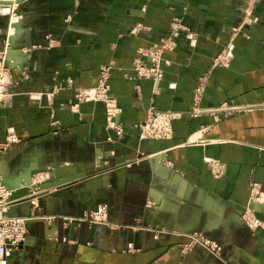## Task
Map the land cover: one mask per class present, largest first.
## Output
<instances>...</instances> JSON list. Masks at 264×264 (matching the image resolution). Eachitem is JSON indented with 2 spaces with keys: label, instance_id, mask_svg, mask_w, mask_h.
I'll list each match as a JSON object with an SVG mask.
<instances>
[{
  "label": "crops",
  "instance_id": "crops-1",
  "mask_svg": "<svg viewBox=\"0 0 264 264\" xmlns=\"http://www.w3.org/2000/svg\"><path fill=\"white\" fill-rule=\"evenodd\" d=\"M24 4L15 35L0 5V51L12 37L27 56L0 107V143L8 131L19 138L0 153V166L9 176L50 165L75 171L62 188L18 207L30 217L27 236L7 264H264V220L250 229L242 219L253 182L254 208L264 211V0ZM163 40L171 46L162 51V78L129 79L138 49ZM223 49L228 65L213 66ZM103 66L120 135L102 102L73 107L74 92L93 87ZM204 74L195 111L193 90ZM152 108L175 114L169 138L141 137L138 125ZM101 203L107 225L79 220ZM69 218L77 220L64 223ZM193 232L218 249L195 244L183 254Z\"/></svg>",
  "mask_w": 264,
  "mask_h": 264
},
{
  "label": "built area",
  "instance_id": "built-area-1",
  "mask_svg": "<svg viewBox=\"0 0 264 264\" xmlns=\"http://www.w3.org/2000/svg\"><path fill=\"white\" fill-rule=\"evenodd\" d=\"M169 44L167 42H163L162 45H159L157 49L151 48L149 55L144 52H141L142 56H145L149 59L150 63L144 65L143 61H136L135 71L139 75H150L154 81H159L163 74V70L161 69V49H167ZM5 53L6 50L0 51V88L4 96L6 94V86L10 79L11 71L14 68L18 67V63L16 60L11 62V65L14 67H6L5 66ZM227 56L229 53L225 51L223 54L218 55V59L215 60L216 65H221L228 61ZM147 64V63H146ZM10 73V74H9ZM108 69L102 68L101 74L99 75L96 86L93 88L80 89L75 92L74 98L78 102L87 101V100H102L105 105V119L108 127L112 128L116 135H120L122 129L118 124L115 123V118L119 114V107L117 106L115 100L108 93ZM204 91V86L202 83L197 86V90L195 93V98L193 99V106H195V111L198 110V104L201 93ZM0 95V104L4 102L3 98ZM175 118L174 113L170 112H157L153 109H150L148 112V116L143 123L139 126L141 130L142 138H150V139H166L171 136V123ZM54 125V121L51 122ZM110 140V138H108ZM19 141L18 136L12 132L8 131L5 140L0 143V153L4 152L11 144L17 143ZM156 154L151 155L150 158L153 160L156 159ZM160 163H165L166 160L160 159L158 160ZM170 164L169 162H166ZM159 164V163H158ZM208 167L210 169V173L217 177L222 174L221 165L215 161L209 159L207 161ZM158 166V165H157ZM160 167V166H159ZM165 172H171L170 170L164 169ZM42 174L44 173H36L31 178L32 182L29 185L28 193L24 196L11 199L12 193L17 191V188L10 189L9 185L15 183V179L7 178L0 166V264H7V260L12 254V252L18 248H20L27 236V228H26V217L15 215V211L11 209V206L15 203H18L22 199L33 196L30 202H33L34 198H37L35 195L42 192L43 190H38V188H34L33 185H37L40 181L43 180ZM21 176L17 178L20 187H23V182L21 181ZM250 200L246 209L242 214V219L247 227L250 229L257 228L262 225V221L264 220V211H258L254 208L257 203L255 202L257 199V195L259 192V184L256 182L251 183L250 186ZM35 196V197H34ZM262 213V218L257 216L256 213ZM9 213V214H8ZM64 223L67 221L77 220L76 218L65 219ZM80 221H85L89 224H99V225H107L108 224V207L106 204L101 203L98 204L95 208L86 210L83 213V216L79 218ZM189 241L183 245L182 253L185 254L191 250V248L195 244H201L210 248L211 251H215L218 249V246L215 242L210 241L208 238L200 235L199 233L193 232L188 235ZM130 249V245H128Z\"/></svg>",
  "mask_w": 264,
  "mask_h": 264
},
{
  "label": "water",
  "instance_id": "water-1",
  "mask_svg": "<svg viewBox=\"0 0 264 264\" xmlns=\"http://www.w3.org/2000/svg\"><path fill=\"white\" fill-rule=\"evenodd\" d=\"M25 1H27V0H15V1H11V0H0V4H5V5H10L11 6L13 4V2H14V3L17 4V9L20 10V8L25 5L24 4ZM14 12H19V11H16L15 10ZM16 50H17V48H15L12 45V37H8V45H7L6 53H5V58H6L5 59V66L6 67L11 68V67H14L15 66V64H14V66L11 65V62L13 60L14 61L16 60V57H14V54H15L14 52H17ZM155 156H156V159H158V160L160 159V158H158V157H160L158 154H156ZM48 167H51L52 168V171H49ZM48 167H42V168H39V169H26V170H21V171H18L15 175H12V176L6 175L4 173V175L7 178L15 179L14 180L15 183L12 184V185H9V188L10 189L17 188V191L12 193L11 199L24 196V195H26L28 193L29 185L32 182L31 178L36 173H48L50 175V178H51V179H48V180H42L37 185H33L34 188H38V190H43L42 192H40L37 195H35L37 197V199L40 200L41 197L43 195H45L46 193H48L49 190L52 187L57 188V189H55V191H57L58 189L62 188L63 186H59V187H56V186L58 184L62 183L63 180H67V179H64V178H66L65 176L67 174L74 173V171H75V169L73 167H71V166H64L63 167V166H58V165H50ZM157 167H159V166H157ZM166 173H168V172H166ZM19 176L22 177L21 178V181L23 182V187H20V184L18 183V180H16L17 178H19ZM32 198H33V196L27 197V198L22 199L18 203H15V204H13L11 206V209H13L15 211V213H14L15 215L22 216V217H26L27 218L26 219V222L28 221V218H30V217L23 216L21 213H19L18 212V207H20L24 203H29L30 204V200ZM256 215L259 216V217H261V218L263 217L262 216V213H259V212H257Z\"/></svg>",
  "mask_w": 264,
  "mask_h": 264
},
{
  "label": "rangeland",
  "instance_id": "rangeland-1",
  "mask_svg": "<svg viewBox=\"0 0 264 264\" xmlns=\"http://www.w3.org/2000/svg\"><path fill=\"white\" fill-rule=\"evenodd\" d=\"M13 5H16V3H14V4H12L11 6H13ZM11 6H7L8 8H7V10H6V12H4L5 13V15L6 14H8V16L10 17V23H9V33H11L12 35H15L16 33H17V31H18V26H19V21H20V19L22 18V13H20V10L19 9H17V7H15L14 8V10L12 11V13H10L9 14V11H10V7ZM19 11V12H14V11ZM163 42H167L168 44H169V47H167V49L168 48H170V46H171V43H169V41L168 40H163L161 43H159L158 45H162L163 44ZM158 45H155V46H153V47H149V48H139L138 49V51H137V53H138V56L136 57V58H134V60H133V68H132V70H133V72L131 73V74H128L127 75V77L129 78V79H135V80H141V79H151V80H153V78L150 76V75H148V76H146V75H139L136 71H135V64H136V61L137 60H140L141 62L143 61L144 63V65H147L148 66V64L150 63V61H149V59L147 58V57H145V56H142V54H141V52H144V53H146L147 55H149V52H150V50H151V48H155V49H157L158 48ZM6 48H7V45L3 48V50L5 49L6 50ZM164 49H161V64H160V66H161V69H162V51H163ZM17 51V50H16ZM225 52V50L223 49V50H221L219 53H218V55L219 54H223ZM15 54H14V57H16V61H19V63L18 64H24V61H25V59H26V57L27 56H24V55H18L17 54V52H14ZM218 55H216L214 58H213V60H212V65L213 66H218V65H216L215 64V60L216 59H218L219 57H218ZM147 58V59H146ZM227 58H228V61L226 62V60H225V62L223 63V64H221V65H219V66H221V67H226L227 65H228V62H229V60H230V55L229 56H227ZM135 63V64H134ZM147 63V64H146ZM20 66H23V65H20ZM102 68H107L108 69V83H109V79H110V73H109V68L108 67H105V66H103ZM101 68V69H102ZM101 69H100V71L98 72V75H97V78H96V83H97V81H98V78H99V75L101 74ZM163 70V69H162ZM10 74V73H9ZM16 72H14V71H11V75H10V79H9V81H8V83H7V86L9 85V83L11 82V81H15L16 80ZM162 76H163V74H162ZM162 76H161V78H162ZM12 78H14V79H12ZM161 78H159L158 80H160ZM206 80H207V75L206 74H204V75H201V76H199L198 77V79H197V83H196V85H195V87H194V90H193V99L195 98V93H196V90H197V86H199L201 83H202V85L204 86V89H205V85H206ZM154 81V80H153ZM96 83H95V85L93 86V87H95L96 86ZM7 86H6V89H7ZM93 87H90V88H93ZM60 88V87H59ZM80 89H87V88H78L76 91H78V90H80ZM56 91L57 90H55L54 89V94L56 93ZM75 91V92H76ZM75 92H74V95H75ZM204 92V91H203ZM203 92L201 93V94H203ZM108 93H109V85H108ZM2 94V98H3V100L4 99H6V95H7V93L5 94V96H4V93H2V90H1V88H0V95ZM201 97H202V95H200V97L198 98V99H201ZM75 99V98H74ZM87 101H95V102H102L103 103V105H104V102L102 101V100H87ZM77 101L75 100V103L73 104V107H75L78 103H76ZM82 102H84V101H82ZM3 105V103L2 104H0V107ZM198 107V106H197ZM153 109V108H152ZM192 109L193 110H196L195 109V106H193V104H192ZM153 110H155V109H153ZM155 111H157V110H155ZM158 112V111H157ZM104 113H105V105H104ZM143 123V122H142ZM58 124V121L56 120V119H54V125H57ZM45 176V175H44Z\"/></svg>",
  "mask_w": 264,
  "mask_h": 264
},
{
  "label": "bare ground",
  "instance_id": "bare-ground-1",
  "mask_svg": "<svg viewBox=\"0 0 264 264\" xmlns=\"http://www.w3.org/2000/svg\"><path fill=\"white\" fill-rule=\"evenodd\" d=\"M11 1H15V0H11ZM13 4H14V2H13ZM0 5H4V6H10V5H5V4H0ZM257 200V199H256ZM263 204V203H262ZM260 205V204H259ZM255 207V206H254ZM258 208V207H257ZM263 208V207H262ZM262 210V209H261Z\"/></svg>",
  "mask_w": 264,
  "mask_h": 264
}]
</instances>
